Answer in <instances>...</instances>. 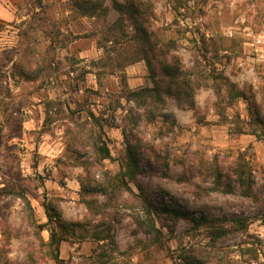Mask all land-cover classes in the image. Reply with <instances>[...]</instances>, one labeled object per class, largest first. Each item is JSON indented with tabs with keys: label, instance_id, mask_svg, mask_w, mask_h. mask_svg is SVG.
<instances>
[{
	"label": "rangeland",
	"instance_id": "rangeland-1",
	"mask_svg": "<svg viewBox=\"0 0 264 264\" xmlns=\"http://www.w3.org/2000/svg\"><path fill=\"white\" fill-rule=\"evenodd\" d=\"M99 1L0 0V264H56L36 226L46 201L84 224L61 243L64 260L264 264V0ZM147 55L158 70L178 62L194 109L126 98L153 86ZM130 148L143 170L115 188ZM143 196L203 220L161 214L162 246L136 223Z\"/></svg>",
	"mask_w": 264,
	"mask_h": 264
},
{
	"label": "trees",
	"instance_id": "trees-1",
	"mask_svg": "<svg viewBox=\"0 0 264 264\" xmlns=\"http://www.w3.org/2000/svg\"><path fill=\"white\" fill-rule=\"evenodd\" d=\"M92 5L90 6V10H95L98 6H100L99 0H89ZM115 7L118 9H122L123 5L121 2L115 1ZM146 62L148 66V70L151 75V79L153 81V86H145L141 87L137 90L128 91V95L126 98L129 101H137L139 105H144L146 109L152 111V106L162 108L161 103L164 105L165 97H172L174 98L177 103L181 106L184 104L195 108L196 101V88H194L195 82L191 80V78L186 77L184 71L179 67L178 62L173 64H163L161 69L159 70L154 66L152 59L147 55ZM164 82V86L162 85ZM238 96L245 97L243 92H239ZM152 114V112H151ZM167 114L163 113L158 116H165ZM173 115V114H172ZM175 116V115H173ZM152 117L155 118V114H152ZM262 124L264 123L263 120H259ZM172 128H169L168 131H172ZM102 139V138H101ZM103 144L99 146V152L102 154L103 158H111L110 150L106 143L102 140ZM245 152H242L237 159V165L240 169L237 170V175L243 183H245L246 179H248L247 172L245 171ZM143 168H141L136 152L129 149L128 157L121 162V170L120 175L118 176V184L115 185V188L120 187L122 184L128 185L130 182L135 181L137 174L141 172ZM219 179L217 180V184L220 185V188L224 192H232L234 191L231 184L222 187V172H219ZM95 191V190H94ZM104 194H108V190H104ZM19 197L23 200L26 205V209L29 211V216L33 217V207L31 201L27 198L24 192H20L18 194ZM141 207L144 213V217L146 220H142L141 216H138L136 219V223L144 228V230L153 235L154 239L157 244L164 245L163 240V233L160 227L157 225L158 218L161 214H169L171 217L175 216L179 218L190 219L192 221H202V217H195L190 214L188 211H183L180 206L181 204H163L159 205L154 203L151 199H148L146 196L141 197L140 200ZM106 203H104L105 205ZM89 210H91L92 215L95 214H104V209L108 206H104V208L99 209L98 204H95L94 200H90L87 202ZM172 205V206H171ZM45 213L47 216V221L43 223H38L36 226L40 230H48L49 231V251L52 259L55 261L56 264H82L81 262L75 263L72 259L64 260L61 258L60 255V246L61 243L67 239L68 235L72 233L75 234L77 228H83L84 224L82 222H67L62 215L60 207L57 203L53 201H46L43 204ZM224 219H227L225 217ZM232 220L233 219H228ZM238 220H242L238 218ZM100 239H111L112 237L110 234H106L109 236H102L99 233ZM113 239V237H112ZM111 239V240H112ZM113 247H110V250ZM116 249V246L113 250ZM116 251V250H115ZM117 253H120L117 252ZM99 261H103V264H113V257L109 256L105 252H100L98 254ZM187 258V257H185ZM187 262L189 264H201L200 260L197 258L188 259Z\"/></svg>",
	"mask_w": 264,
	"mask_h": 264
}]
</instances>
